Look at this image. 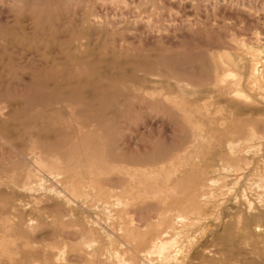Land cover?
<instances>
[{"label": "rangeland", "instance_id": "374dc122", "mask_svg": "<svg viewBox=\"0 0 264 264\" xmlns=\"http://www.w3.org/2000/svg\"><path fill=\"white\" fill-rule=\"evenodd\" d=\"M0 73V264H138L166 208L194 264H264V0H0Z\"/></svg>", "mask_w": 264, "mask_h": 264}, {"label": "bare ground", "instance_id": "6f19581e", "mask_svg": "<svg viewBox=\"0 0 264 264\" xmlns=\"http://www.w3.org/2000/svg\"><path fill=\"white\" fill-rule=\"evenodd\" d=\"M200 1V0H199ZM202 1V0H201ZM235 2V1H234ZM209 9V8H208ZM80 18V17H79ZM99 19H93L91 20L93 23H97ZM62 21V20H61ZM100 22V21H99ZM57 26V25H56ZM149 29V28H148ZM242 30V29H241ZM18 31V30H17ZM228 31V30H227ZM70 33V32H69ZM132 33V32H131ZM192 34V33H191ZM94 36V35H93ZM92 37V36H91ZM90 37V38H91ZM130 40V39H129ZM239 41V40H238ZM94 42V41H93ZM203 43V42H202ZM175 44V43H174ZM176 45V44H175ZM237 46V44H236ZM242 48V47H241ZM243 49V48H242ZM96 50V49H95ZM244 50V49H243ZM187 51V50H186ZM209 51V50H208ZM176 52V51H175ZM179 51H177L178 53ZM58 53V52H57ZM181 53V52H180ZM183 53V52H182ZM85 54V53H84ZM172 55V54H171ZM84 56V55H82ZM162 56V55H161ZM160 56V59L162 58ZM175 56V55H174ZM6 57V56H5ZM25 57V56H24ZM28 57V56H26ZM86 57V55L84 56ZM171 59L173 58L172 56H170ZM170 57H168V59H170ZM208 57L210 58V55H208ZM215 57V55L211 54V58L213 60V58ZM223 57V56H222ZM77 61H80L81 64L83 63V65L81 66H86V67H92L94 65V63H92V60L90 59H86V58H83V57H75ZM186 60L184 59V62L187 63L189 60H191L192 58H195V56L192 55V53L189 54V52L187 53L186 55ZM199 60V62H201L202 64H205L206 61H207V56L206 54L201 55V56H198L197 57ZM15 59V58H14ZM27 59V58H26ZM95 59V58H94ZM17 60V59H16ZM134 61V60H133ZM97 60L95 62L96 66L97 65H104L105 63L103 62V64H100V62H98L97 64ZM112 62V61H111ZM109 61V63H111ZM115 62V61H114ZM132 62V61H131ZM178 62V60H177ZM63 64V63H62ZM108 64V63H107ZM113 64V63H112ZM110 65L108 64V66H115V65ZM115 64V63H114ZM129 64V63H128ZM61 65V64H60ZM124 65V64H123ZM121 65V66H123ZM167 65V64H166ZM208 65V64H207ZM107 66V65H106ZM108 66L106 68H108ZM125 66H127L125 64ZM129 66V65H128ZM152 66V65H151ZM213 66V65H212ZM111 67V68H112ZM117 68L119 66H116ZM124 67V66H123ZM65 68V67H64ZM99 68V66H98ZM111 68L110 71H111ZM148 68V67H147ZM125 68H123V71H124ZM100 70V68H99ZM117 70V69H116ZM119 70V69H118ZM120 70H122V68H120ZM211 70V69H210ZM255 70V69H254ZM101 71V70H100ZM107 70L104 71H101L103 72L102 75H104V77H106L107 73H106ZM108 71V72H110ZM113 71V70H112ZM122 71V72H123ZM171 71V70H170ZM115 71H113L114 73ZM118 72V71H117ZM255 72V71H254ZM6 73V72H5ZM120 73V72H119ZM1 74V73H0ZM110 76H112V73L110 72ZM122 74V73H121ZM172 74L171 76L174 77L177 82L175 83V89H176V92L177 93H180L182 95H186L188 94V92H192V90H190V88L193 87V84L195 85L196 82H202L204 84H206L208 82V80L206 79L205 77V74L203 71H201V69L197 68V69H192V70H189V69H186L185 66H181V67H173L172 69V72L170 73ZM101 75V76H102ZM23 77V76H22ZM229 77V76H228ZM110 78V77H109ZM104 79V78H103ZM107 80V79H106ZM217 80V79H216ZM29 81V80H28ZM191 81V82H190ZM5 84V82H4ZM83 84V83H82ZM199 84V83H198ZM88 85V84H87ZM172 86V85H171ZM197 87V86H196ZM196 87H193L196 89ZM200 87V86H199ZM213 87V86H212ZM62 89V88H61ZM65 89V88H64ZM190 90V91H189ZM257 90V89H256ZM197 91V90H196ZM194 91V92H196ZM162 92V91H160ZM261 91H259L260 93ZM198 93V92H196ZM262 93V92H261ZM66 94V93H65ZM264 94V93H263ZM198 95V94H197ZM89 97V96H88ZM159 97V96H158ZM157 97V98H158ZM93 98V97H92ZM96 99V98H95ZM164 100V99H163ZM163 103V102H162ZM184 105V104H183ZM1 106V105H0ZM4 108L3 109H0V115H4L6 114L10 109H8L7 107L3 106ZM179 108V107H178ZM185 108V107H184ZM183 109V108H182ZM14 110V109H13ZM12 112V111H11ZM11 113H9L10 115ZM13 114V113H12ZM11 114V115H12ZM75 124V123H74ZM230 124V122H229ZM199 125V124H198ZM70 127L69 125H67V123L63 124V127ZM81 128V127H80ZM82 130H80V133H81ZM83 134L85 133L86 135L84 137H82V140L86 143H90L92 142V133H89L88 132H82ZM88 134V136H87ZM254 135V134H253ZM87 136V137H86ZM14 137V136H13ZM23 147V146H22ZM16 153V152H15ZM19 155H21V152H17ZM23 156V155H22ZM24 158V157H23ZM20 159V158H19ZM25 160H28V158H24ZM1 166V165H0ZM37 166V165H35ZM37 168V170H36ZM35 168V172L34 174H38L39 175H43V177H53L54 173H53V170L55 168H52V170H47L45 171L42 167H39L37 166ZM221 168H224V169H227L226 167H221ZM228 170V169H227ZM226 170V171H227ZM230 170V169H229ZM236 170V169H235ZM218 171V170H216ZM199 172V171H196V173ZM225 172V171H223ZM229 172V171H228ZM234 172V171H233ZM237 175H241L243 172H242V169H238L236 171ZM5 175V174H4ZM42 177V178H43ZM48 179V178H47ZM75 179V178H74ZM73 179V180H74ZM70 181H72V179H70ZM28 183V182H27ZM26 183V184H27ZM209 183V182H208ZM214 182H212L213 184ZM133 184V183H132ZM53 185V184H52ZM134 185V184H133ZM216 185V184H215ZM134 187V186H132ZM260 189V188H259ZM64 191V190H63ZM62 191V192H63ZM65 192V191H64ZM60 194V193H59ZM67 195V194H66ZM68 196V195H67ZM70 196V195H69ZM203 198H206V193L203 194ZM72 197V196H71ZM111 197V195H110ZM73 198V197H72ZM71 198V199H72ZM112 198V197H111ZM243 198V197H242ZM70 199V197H69ZM70 199V201H71ZM74 200V199H73ZM72 200V201H73ZM75 202L77 200H74ZM118 201V200H117ZM67 202V201H66ZM79 202V201H78ZM78 202H76L78 204ZM68 203V202H67ZM71 203V202H70ZM69 204V203H68ZM74 204V203H73ZM253 204V203H252ZM80 205V204H79ZM107 205V204H106ZM251 205V204H250ZM254 206V205H253ZM80 207V206H79ZM82 208V207H81ZM80 208V210H81ZM254 208V207H253ZM78 209V208H77ZM96 209V208H95ZM191 214L185 216L184 214H181L179 212H176V214H172V210L173 209H170V208H166L165 210H163V213L159 215V217H156L158 219V221L156 220V230L154 231L153 235H152V239L150 240V243H148L147 245V249H144L143 251L142 250H138L136 249L137 246L136 243L135 245L134 244H131V245H134L135 247H132L130 245H127V249L131 252H133L132 256H135V259L137 260L138 264H194V259L196 258H193L191 253H192V247L191 246H188V245H185V244H180V240L179 238L181 237L180 234V231H179V228L178 226L180 225L181 228H188V225L192 222L194 223H198L199 221L202 220L203 216H205V212L201 211V209H196V208H191ZM85 212L84 214H86L87 217H90L89 215V212L88 211H83ZM128 214V213H127ZM129 215V214H128ZM207 215V214H206ZM85 216V215H84ZM132 217V216H131ZM130 217V218H131ZM154 217V216H153ZM68 218V217H67ZM258 218H261L260 219V227H264V218L263 216H259ZM91 219V218H90ZM155 219V218H154ZM92 220V219H91ZM149 220V219H148ZM146 220V221H148ZM153 220V219H152ZM128 221V218L127 220ZM134 221V220H133ZM96 222V221H95ZM136 222V221H134ZM154 222V221H153ZM203 222V221H202ZM131 223V222H130ZM138 223V222H137ZM98 224V222H97ZM126 224V223H125ZM100 225V223H99ZM129 225V224H128ZM131 225V224H130ZM147 225V224H146ZM196 225V224H195ZM123 226V225H122ZM133 226V225H131ZM130 226V227H131ZM137 226V225H136ZM101 227V226H100ZM140 227V226H138ZM190 227V226H189ZM104 230L103 231H107L108 229H106L107 227H102ZM133 228V227H131ZM130 228V230H131ZM186 228V229H187ZM211 228V227H210ZM100 229V228H99ZM134 229V228H133ZM139 229V228H138ZM147 229V228H146ZM151 230V228H149ZM148 229V230H149ZM259 229V228H258ZM154 230V229H153ZM205 230V229H204ZM260 230V229H259ZM137 231V230H136ZM127 232V234L129 233L130 237L132 236L133 237V234H134V231H125ZM138 232V231H137ZM149 232V231H148ZM204 232V231H203ZM262 232V231H261ZM150 234V233H149ZM148 234H146V237H147ZM183 235V234H182ZM142 236V235H141ZM180 236V237H179ZM119 237V236H118ZM124 237V236H122ZM182 238V237H181ZM125 239V238H124ZM135 239V237L133 238ZM179 240V241H178ZM149 241V240H148ZM136 242V241H134ZM141 242V241H139ZM144 242V241H143ZM182 242V241H181ZM184 242V241H183ZM138 243V241H137ZM145 244V243H143ZM187 244V243H186ZM189 244V243H188ZM126 245V244H125ZM140 245V244H139ZM143 246V245H142ZM145 248V247H144ZM126 249V250H127ZM143 249V248H142ZM127 250V251H128ZM130 255V254H129ZM118 256V255H117ZM115 257V256H114ZM116 258V257H115ZM69 259V258H68ZM118 259V262H116V264H126L124 263L123 261H121V259ZM123 259V258H122ZM39 261V260H38ZM111 261V259H110ZM116 261V260H115ZM135 261V260H134ZM108 263V262H107ZM135 264V263H133ZM137 264V263H136Z\"/></svg>", "mask_w": 264, "mask_h": 264}]
</instances>
